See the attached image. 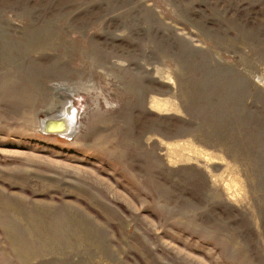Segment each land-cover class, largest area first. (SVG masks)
Masks as SVG:
<instances>
[{"label":"rangeland","instance_id":"374dc122","mask_svg":"<svg viewBox=\"0 0 264 264\" xmlns=\"http://www.w3.org/2000/svg\"><path fill=\"white\" fill-rule=\"evenodd\" d=\"M0 264H264V0H0Z\"/></svg>","mask_w":264,"mask_h":264},{"label":"bare ground","instance_id":"6f19581e","mask_svg":"<svg viewBox=\"0 0 264 264\" xmlns=\"http://www.w3.org/2000/svg\"><path fill=\"white\" fill-rule=\"evenodd\" d=\"M44 40V39H43ZM61 91H69V89H60L59 90V94L57 95V100H56V105L57 106H59V108H60V113H55V114H53V115H51L50 114V118H58V117H56L57 115H59L60 117H65L66 119H68V120H66V121H63V122H61V123H59V122H57V123H54V124H52V125H50V127L52 128V129H54V130H63V128H64V126H66V125H68V124H73V122H72V119L71 118H73V116H74V111H73V109H71V107H69V106H67V103H64V101L62 100V97H63V95L62 94H60L61 93ZM69 92H71V91H69ZM73 95V94H72ZM64 97L65 98H67L65 95H64ZM66 102H67V100H65ZM70 103V102H69ZM56 107V106H55ZM53 109V108H52ZM51 109V110H52ZM50 111V110H49ZM74 128L75 127H73V128H71L70 130H71V132H70V130H69V132H66V133H64V135L65 136H68V135H72V133H73V130H74ZM58 132V131H57ZM63 132H65V131H63ZM59 134V133H58ZM59 241V240H58ZM39 255V254H38Z\"/></svg>","mask_w":264,"mask_h":264},{"label":"water","instance_id":"95a60500","mask_svg":"<svg viewBox=\"0 0 264 264\" xmlns=\"http://www.w3.org/2000/svg\"><path fill=\"white\" fill-rule=\"evenodd\" d=\"M56 117L58 118H50V114L47 115L46 119L41 121V127L44 131H46L47 133H59V134H64L66 132H68L71 128L74 127V124H68L66 126H64L63 130H54L50 127V125L54 124V123H61L63 121H66L68 119H66L65 117H60L59 115H57ZM74 117V116H73ZM66 119V120H65ZM67 122V121H66ZM72 122H74V118L72 119ZM58 131V132H57ZM65 131V132H63Z\"/></svg>","mask_w":264,"mask_h":264}]
</instances>
